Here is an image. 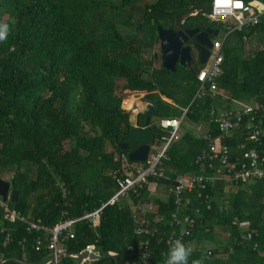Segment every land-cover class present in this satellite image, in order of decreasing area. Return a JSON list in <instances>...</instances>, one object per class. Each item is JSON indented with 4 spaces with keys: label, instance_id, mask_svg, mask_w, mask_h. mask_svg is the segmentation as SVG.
I'll return each mask as SVG.
<instances>
[{
    "label": "trees",
    "instance_id": "16d2710c",
    "mask_svg": "<svg viewBox=\"0 0 264 264\" xmlns=\"http://www.w3.org/2000/svg\"><path fill=\"white\" fill-rule=\"evenodd\" d=\"M208 2L0 0V23L10 27L7 39L0 42V179L7 178L4 181L17 191L16 201L8 203L10 207L50 228L62 212L64 218H78L114 193L109 175L119 167L115 155L127 152L119 147L126 142L131 128L129 113L120 108L121 99L123 109L131 108L126 90L144 91V100H158L157 120L178 117L185 109V125L206 126L208 139L194 136L187 126L183 127L180 138L167 147V160L163 161L173 174L199 173L193 157L209 139L219 135L207 112L212 106H219L220 101L192 100L198 65L187 69L184 89L178 88L180 95L172 99L160 87L175 88L172 75L177 68H185L176 65L172 73L161 66L154 69L142 60V54H148L157 42L156 26L172 29L175 16L183 19L180 28H211V23L200 15V11L208 10ZM193 11L198 12L189 16ZM118 80H123L119 96L115 95ZM216 83L237 101L250 102L264 93V15L255 26L225 37ZM144 117L138 116V127L143 126ZM149 126L156 144L166 133L151 121ZM260 127L264 141V115ZM242 142L240 132L222 140L233 154ZM250 147L244 144V149ZM225 185L229 188L227 195L219 202L216 198ZM61 189L67 192L64 198ZM208 192L212 197L211 210L202 211L198 218L208 232L196 227L188 240L211 241V256L205 259L195 248L189 264L194 259L202 264H261L264 180L248 184L218 182ZM140 196L148 195L141 190ZM155 201L165 219L173 209L171 202ZM232 218L248 221L252 231L249 241L239 239L238 230L230 225ZM215 226L219 233L227 234L223 245L213 241ZM0 230V264L48 261L44 243L39 251L32 248L42 232L27 231L19 222L2 221L1 211ZM72 233V239L60 238L66 257H61L59 264H79L69 255L87 244H93L101 254L87 264H125L126 247L138 241L132 234L124 201L104 207L94 231L80 220L74 223ZM6 235L9 240L3 246ZM252 243H256V250L251 249ZM166 251L152 239L146 264H163L162 254Z\"/></svg>",
    "mask_w": 264,
    "mask_h": 264
},
{
    "label": "built area",
    "instance_id": "2783aa9c",
    "mask_svg": "<svg viewBox=\"0 0 264 264\" xmlns=\"http://www.w3.org/2000/svg\"><path fill=\"white\" fill-rule=\"evenodd\" d=\"M197 12L193 11L189 16H194ZM200 15L208 22L218 24L225 33L217 37L219 33L217 30L216 36L211 37L208 57L203 65H199L195 74L196 87L192 100L209 98L220 101L219 106H212L207 112L209 121L216 126L219 135L209 139L205 148L193 157V165L199 173L173 174L163 164V161L167 160L165 155L167 147L180 138L179 128L185 113L183 109L178 117L162 118L155 122L156 127L166 134L160 136L156 144L153 142L152 149L151 145L149 146L143 162H130L123 154L116 156L119 167L112 170L109 175L115 187L114 193L97 208L84 212L78 218H64L62 212L59 220L47 228L40 224V220H31L21 215L9 206L7 200L0 199L2 221L19 222L27 231L42 232V236L36 239L32 248L39 251L44 243V249L49 252V259L45 264H59L60 256L65 255L64 248L59 243L60 238H73L72 227L75 222L84 220L94 231L99 226L102 209L120 201L128 205L131 231L138 239L135 245L126 247L128 260L125 264H146L151 253L152 239L154 244H162L168 250L170 242L175 239H181L190 245L192 241L188 239L196 227L200 226L202 232H208L198 220L202 211L211 210L212 197L208 188H213L218 182L248 184L264 180V141L260 127V119L264 115V93L258 96L259 99L250 102L237 101L216 83L221 72L222 45L225 37L230 32H240L258 24L264 15V0H209L208 10L200 11ZM193 130L199 136L209 138L208 129L203 124H195ZM237 132H240L243 142L239 151L233 154L222 140ZM244 144H250L252 147L244 149ZM159 180L164 183H158ZM160 184L163 185L167 198L161 202L170 201L173 207L165 219L159 214L156 201L140 196L141 190L149 193L155 191L156 186ZM66 195V190L61 189L62 198ZM220 212L221 208H218V213ZM159 223H162L161 226ZM230 225L236 227L241 241L250 240L252 231L249 229L248 221L232 218ZM8 240L9 237L6 235L2 245L4 246ZM195 248L205 259L211 256L206 243L199 241L195 243ZM256 248V243H252L251 249ZM81 252L95 256L100 254L93 244H87L69 257L74 259ZM259 256L261 264H264V250L260 251ZM89 262L91 261L85 257L78 263Z\"/></svg>",
    "mask_w": 264,
    "mask_h": 264
},
{
    "label": "water",
    "instance_id": "95a60500",
    "mask_svg": "<svg viewBox=\"0 0 264 264\" xmlns=\"http://www.w3.org/2000/svg\"><path fill=\"white\" fill-rule=\"evenodd\" d=\"M180 17L175 16V25H180ZM217 30L205 28L203 31L197 29H163L161 26H156V37L159 44L160 51V66L168 72H173L175 65L183 68L190 67V46L186 45L188 38H192V47L197 50V64L203 65L208 57L211 43L208 37H214ZM158 100L148 99L145 101L144 120L143 126L136 125L137 113L129 120L131 126L127 134L126 142L120 145L121 150L127 151L125 156L130 162H143L150 145L154 142V134L149 126V119L157 116ZM17 198V191L11 189L8 182L0 179V199L1 201L7 200L8 203H14ZM93 254H86L85 252L79 253L74 259L80 262L87 257L90 261H95L100 257ZM66 255H61V257ZM17 262L26 264L20 260Z\"/></svg>",
    "mask_w": 264,
    "mask_h": 264
},
{
    "label": "rangeland",
    "instance_id": "374dc122",
    "mask_svg": "<svg viewBox=\"0 0 264 264\" xmlns=\"http://www.w3.org/2000/svg\"><path fill=\"white\" fill-rule=\"evenodd\" d=\"M210 27H211V29H216L219 31L217 37H221L225 33V31H223L222 28H220V26L218 24L214 25V23H211ZM159 57H160V51H159L158 41L151 47L148 54H145V53L142 54V60H144V62H146L148 65H150L151 68H154V69H157L160 66V58ZM191 67H189V68H191ZM186 73H187V68H185V70H181L180 68H177L175 74L172 75V79H171V82H174V85H176V87L174 88L173 86H162V87H160V89L166 91V93H167L166 95H169L172 99L177 98L181 93V90H179L178 88L184 89V86H183L184 82H187V80L184 79V75H186ZM122 83H123V80H118L116 82L115 95H117V96L120 95V87H121ZM126 98H128V97H126ZM186 126L187 125H185L184 122H182L179 130H181L183 127H186ZM187 128L190 132H192V130L194 129V126L190 125V126H187ZM152 147H153V145L150 146V149H152ZM107 149L110 150V148H107ZM116 156L117 155H115V158H116ZM5 179H7V178L4 177L3 180H5ZM228 189H229L228 186L225 185L222 188V191H220L221 192L220 196L218 198H216V200L219 202L222 200H225ZM219 232H220V229L218 227L216 228V226H215V230L213 231V234H214L213 235V238H214L213 241L217 242V243L220 242V244L223 245L226 243V240H225L226 235L219 233ZM210 243L212 244L211 241H209V240L206 241V246L212 247ZM193 249H195V247Z\"/></svg>",
    "mask_w": 264,
    "mask_h": 264
},
{
    "label": "clouds",
    "instance_id": "9594fccd",
    "mask_svg": "<svg viewBox=\"0 0 264 264\" xmlns=\"http://www.w3.org/2000/svg\"><path fill=\"white\" fill-rule=\"evenodd\" d=\"M181 24H183V20ZM9 32V25L0 23V42L7 39ZM192 252L193 248L191 246L185 244L181 239H175L170 242L168 250L162 254L164 257L163 264H189ZM191 264H202V261L194 259Z\"/></svg>",
    "mask_w": 264,
    "mask_h": 264
},
{
    "label": "crops",
    "instance_id": "0c3cea01",
    "mask_svg": "<svg viewBox=\"0 0 264 264\" xmlns=\"http://www.w3.org/2000/svg\"><path fill=\"white\" fill-rule=\"evenodd\" d=\"M182 20L183 19H180V21H182ZM212 30H214V29H212ZM198 67H199V65H198ZM125 92H127V94H126V97H128L127 99L130 98L131 101H132L131 102L132 103L131 104V108H130V110L123 109L121 107L122 99H121L120 108L122 110H124V111L129 113V120H131L134 117L135 113H137V119H138V116L140 114H144L143 111H144V108H145V101H146V100H144V95L146 94V92H144V91H127V90ZM160 99L165 101V102L170 103V101L165 99L164 97H160ZM149 121H151L153 124H155V122L157 121V118L156 117L155 118H150ZM204 127H206V126H204ZM192 132H193L194 136H197V137L199 136L198 134H196L194 132V130H192ZM162 186L163 185H161V184L157 185L156 188H155V191H151V192L147 193V195H148L147 198L148 199H152L154 201L155 200L166 201L167 200L166 192H165V189ZM198 243H199V241H198ZM189 246L194 248L195 247V241H192Z\"/></svg>",
    "mask_w": 264,
    "mask_h": 264
},
{
    "label": "flooded vegetation",
    "instance_id": "af4514ba",
    "mask_svg": "<svg viewBox=\"0 0 264 264\" xmlns=\"http://www.w3.org/2000/svg\"><path fill=\"white\" fill-rule=\"evenodd\" d=\"M181 25H182L181 22H180V25H177V24L175 25V23H174L172 29H184V28H180ZM189 29H194V28H189ZM208 38H209V40H211L210 37H208ZM191 40H192V38H188L186 45L190 46V58H191L190 67L191 66L194 67V66L197 65V61L196 60H197L198 52H197L196 49H194V47H192L193 44H192Z\"/></svg>",
    "mask_w": 264,
    "mask_h": 264
}]
</instances>
